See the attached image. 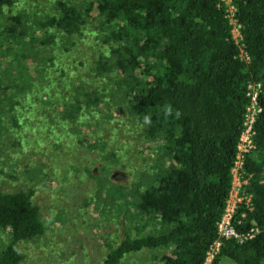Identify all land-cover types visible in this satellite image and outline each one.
Listing matches in <instances>:
<instances>
[{
    "label": "trees",
    "instance_id": "trees-1",
    "mask_svg": "<svg viewBox=\"0 0 264 264\" xmlns=\"http://www.w3.org/2000/svg\"><path fill=\"white\" fill-rule=\"evenodd\" d=\"M11 5L0 0V14ZM232 6L238 44L221 0H52L44 12L32 14V25L22 14L10 18L5 34L20 48L0 45L6 65L0 108H8L0 111L2 133L26 126L17 122L25 110L45 122L33 127L29 143H47L42 132L48 131L55 147L67 149L56 141L60 134L51 131L49 119L67 124V133L79 138V146L98 150L107 168L120 162L119 152L108 150L115 120L128 116L142 126L140 150L153 160L141 178L112 185L87 171L105 193L101 211L122 213L127 226L102 264L161 249L158 264H204L216 242L211 264H264V0H232ZM84 33L94 37L97 52L87 77L76 78L74 60L68 64L62 55ZM252 83L261 85V111L252 126L253 149L240 170L251 209L238 205L231 219L237 237H224L218 226L232 189ZM68 180L62 176L60 184ZM33 196L31 190L0 192V231L8 234L0 264H19L20 244L45 232Z\"/></svg>",
    "mask_w": 264,
    "mask_h": 264
},
{
    "label": "rangeland",
    "instance_id": "rangeland-1",
    "mask_svg": "<svg viewBox=\"0 0 264 264\" xmlns=\"http://www.w3.org/2000/svg\"><path fill=\"white\" fill-rule=\"evenodd\" d=\"M51 1L12 0V5L0 14V45L5 48L10 42L17 41L6 37L5 34L11 25V17L22 14L28 25H32L31 22L35 18L32 14L41 10L44 12ZM66 1L81 4L84 0ZM231 33L234 40L238 41L237 30L232 28ZM72 43L74 46L67 54L62 55L63 60L68 59V64L74 60L76 78L87 77L88 68L97 52L94 37L84 33L83 37L72 39ZM12 46L14 49L20 48L19 43ZM57 53L62 54L61 51ZM13 64L15 61H12ZM5 66L3 61L0 62V77L2 74L5 75ZM0 111H8V108H0ZM22 111L25 118H19L17 122L26 126L21 127L18 132L14 131L12 135L2 133L0 130V192L33 191L32 201L40 210L45 232L39 238L20 244L23 260L19 264H102L106 254L122 239L127 226L124 227L125 219L122 213L118 216L115 210L110 213L101 211L105 193L97 190L99 180L92 179L87 171L95 177L110 180L112 185L127 186L141 178L153 160L152 156H147L140 150L143 143L142 126L128 116L119 121L115 120L118 125L111 131L112 138L108 142V150L111 148L117 150L120 162L118 165L108 163L106 168L107 160L103 159V155L98 150L92 151L82 144L79 146V138H72L67 133L69 131L67 124L62 127L56 126L54 125L56 121L49 119V123L53 125L51 131L60 134L58 135L60 138H55L56 141L61 146L67 143V149L55 147L57 144L50 141L52 132L49 135L48 131L42 132L47 133V143L39 146L29 143L33 127L42 124L43 121L35 114L26 115L27 111ZM119 115L116 113L117 119ZM100 119L99 116L98 120ZM7 122V120L3 122L5 127L8 126ZM42 133H37L38 139L44 142L45 136ZM108 133L103 135L106 139ZM47 174L52 177L48 179ZM62 176L70 179L65 185L60 184ZM237 185L235 177L234 186ZM147 232L144 231L142 234ZM136 233L137 230L133 228L132 234ZM7 241L8 234L0 231V249ZM163 253L165 250L162 249L140 251L126 256L121 264H158ZM213 259L208 260L206 264H211ZM219 264L232 263L222 261Z\"/></svg>",
    "mask_w": 264,
    "mask_h": 264
},
{
    "label": "built area",
    "instance_id": "built-area-1",
    "mask_svg": "<svg viewBox=\"0 0 264 264\" xmlns=\"http://www.w3.org/2000/svg\"><path fill=\"white\" fill-rule=\"evenodd\" d=\"M225 7L226 18H228L229 23L231 24L232 28L237 30V40L235 42L238 44L240 40V35L238 31V26L236 24V20L234 17L235 9L232 6V0H221ZM234 39V38H233ZM246 60V57H245ZM261 93V85L259 83H252L247 86V97L249 99V106L246 111V115L244 118V131L241 134L240 141L237 147V156L235 166L232 170L233 182H232V189L230 191V195L227 201V206L225 210V214L218 226L219 234L224 237H237L235 231L232 229L231 226V219L235 213L239 204H244L246 209H251V200L250 196L242 193V187L246 185L247 181L242 179L240 170L242 168L244 154L248 153L249 150L253 149L252 144V137H253V130L252 126L255 122V117L258 113H260L261 109L259 108L258 104V97ZM235 177L237 178L238 185L237 187L234 186ZM235 193V194H234ZM253 232L248 235V238H252ZM219 243L216 242L209 252L207 253V258L205 263L208 260L213 259L218 251H219ZM211 263V262H210Z\"/></svg>",
    "mask_w": 264,
    "mask_h": 264
},
{
    "label": "clouds",
    "instance_id": "clouds-1",
    "mask_svg": "<svg viewBox=\"0 0 264 264\" xmlns=\"http://www.w3.org/2000/svg\"><path fill=\"white\" fill-rule=\"evenodd\" d=\"M146 120H147V118H146Z\"/></svg>",
    "mask_w": 264,
    "mask_h": 264
}]
</instances>
